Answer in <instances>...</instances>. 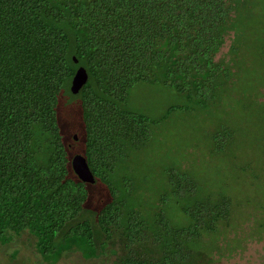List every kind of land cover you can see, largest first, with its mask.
<instances>
[{
  "label": "trees",
  "instance_id": "trees-1",
  "mask_svg": "<svg viewBox=\"0 0 264 264\" xmlns=\"http://www.w3.org/2000/svg\"><path fill=\"white\" fill-rule=\"evenodd\" d=\"M259 2L0 0V244L28 233L43 264H59L68 254L97 260L116 243L123 251L117 264H202L212 254L206 245L220 251L218 236L234 228L240 209V199L233 198L238 189L228 186L208 197L199 185L192 195L172 177L169 211L147 221L134 210L122 212L108 171L128 145L137 147L151 137L149 119L129 107L131 92L141 83L176 92L187 112L207 111L224 100L228 120L213 135V147L233 151L244 130L229 121L239 116L231 104L248 98L264 105L252 91L257 83L259 89L264 85ZM231 32L241 50L239 61L215 63ZM80 66L90 79L73 95ZM65 95L81 104L83 134L74 143L83 145L94 185L80 181L72 168L73 144L60 118ZM176 110L170 108L161 120ZM259 118L264 121V108ZM98 182L110 200L91 218H82Z\"/></svg>",
  "mask_w": 264,
  "mask_h": 264
},
{
  "label": "rangeland",
  "instance_id": "rangeland-1",
  "mask_svg": "<svg viewBox=\"0 0 264 264\" xmlns=\"http://www.w3.org/2000/svg\"><path fill=\"white\" fill-rule=\"evenodd\" d=\"M259 3L262 10L259 25L262 26L264 0ZM240 54L236 34L231 32L214 56L215 63L233 65V62L239 61ZM240 67L238 64L236 68L238 72L235 77L238 80L243 71ZM252 91L255 99L261 96L257 100L264 102V85L259 89L257 83ZM239 97L243 98L244 93ZM250 103L246 98L241 103L231 104L239 116L229 121L234 127H239L240 131L244 130V133L233 144V151L224 154V150L216 152L213 147V135L228 120L224 116V100L220 106H213L207 111L187 112L186 106H183L184 100L171 89L160 84L137 85L131 92L129 107L149 119L151 137L148 143L137 147L128 145L121 159L118 161L117 157L108 171L122 212L134 210L147 221H153L159 213H167L173 200L170 183L172 177L192 195L199 185L203 186L208 197L213 196L210 192L217 193L218 197L228 186L236 188L238 191L233 193V198L240 199V209L236 210L235 218L232 219L234 228L218 236V246L223 249L221 252L206 245L205 251L212 254L202 264H264V233L259 229L262 224L260 219L264 218V121L259 118L264 105L254 102L247 112L245 108ZM172 107H177V110L166 120H161ZM251 113L254 117H248ZM60 118L64 134L73 144V155L81 154L83 145L74 143L83 134L79 99L63 96ZM75 135L78 141L74 139ZM219 141L224 143V135ZM247 164L249 167H246ZM244 168L248 171L243 172ZM192 174L194 177L190 178ZM109 200L108 189L98 182L93 187L87 213L82 218H91ZM201 215L205 213L201 212ZM205 240L208 244L212 242L207 237ZM34 244L35 239L28 233L5 246L0 244V264H43ZM122 252L121 245L116 243L100 259L87 261L81 254H68L59 264H117V254Z\"/></svg>",
  "mask_w": 264,
  "mask_h": 264
},
{
  "label": "water",
  "instance_id": "water-1",
  "mask_svg": "<svg viewBox=\"0 0 264 264\" xmlns=\"http://www.w3.org/2000/svg\"><path fill=\"white\" fill-rule=\"evenodd\" d=\"M75 63H78L75 59ZM90 75L88 70L85 67H79L76 70L75 76L72 80L70 91L73 95H78L82 89L89 82ZM74 139L77 140V135L74 136ZM72 168L76 176L80 179V181L94 185L96 183V177L91 170L87 158L82 154H76L72 158Z\"/></svg>",
  "mask_w": 264,
  "mask_h": 264
},
{
  "label": "flooded vegetation",
  "instance_id": "flooded-vegetation-1",
  "mask_svg": "<svg viewBox=\"0 0 264 264\" xmlns=\"http://www.w3.org/2000/svg\"><path fill=\"white\" fill-rule=\"evenodd\" d=\"M76 141H78V139Z\"/></svg>",
  "mask_w": 264,
  "mask_h": 264
}]
</instances>
